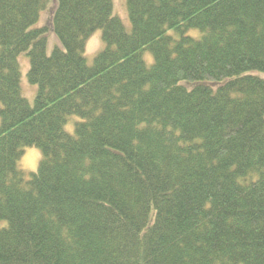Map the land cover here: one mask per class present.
<instances>
[{
    "label": "trees",
    "instance_id": "16d2710c",
    "mask_svg": "<svg viewBox=\"0 0 264 264\" xmlns=\"http://www.w3.org/2000/svg\"><path fill=\"white\" fill-rule=\"evenodd\" d=\"M125 8L0 0V264H264V0Z\"/></svg>",
    "mask_w": 264,
    "mask_h": 264
},
{
    "label": "rangeland",
    "instance_id": "374dc122",
    "mask_svg": "<svg viewBox=\"0 0 264 264\" xmlns=\"http://www.w3.org/2000/svg\"><path fill=\"white\" fill-rule=\"evenodd\" d=\"M115 13L119 15L122 20L124 21L125 25L129 27L130 21L128 17V13H126L125 8V0H115ZM48 16L46 14L44 20L42 19L41 24H44L47 20ZM197 31V30H196ZM57 41L52 37L51 43L48 42V52L53 51ZM59 44V43H58ZM104 47V42L102 39V31L96 30L93 35H91L87 42L86 47V56L88 63L92 64L95 58V55L98 51H100ZM21 66H22V78H21V84H22V91L23 94L33 103L35 94H36V86L29 83L27 79V71L29 69V58L23 54L20 57ZM28 62V65L26 67V63ZM26 67V68H25ZM28 85V86H27ZM32 89V90H31ZM71 127V125H70ZM41 151L38 148L31 147L27 148L24 152L23 157L20 160V166L23 170H25L27 173L35 171L37 169V165L39 164L40 158H41Z\"/></svg>",
    "mask_w": 264,
    "mask_h": 264
}]
</instances>
